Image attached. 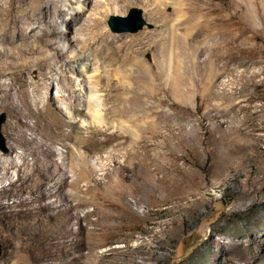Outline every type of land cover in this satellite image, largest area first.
<instances>
[{"label": "bare ground", "instance_id": "1", "mask_svg": "<svg viewBox=\"0 0 264 264\" xmlns=\"http://www.w3.org/2000/svg\"><path fill=\"white\" fill-rule=\"evenodd\" d=\"M92 1L97 5V11L92 13L94 18L88 16ZM239 1L242 11L235 13L237 27L225 30L221 23L222 9L212 4V0H175L188 12H183L180 24L173 26V34L158 42L162 48L159 54L166 58L172 47L173 59L167 69L166 64L158 63L157 57L153 62L142 59L140 55H148L155 48L151 43L141 42L145 39L143 36L132 38L127 49L124 45L115 46L113 41L91 47L93 39L98 42L101 36L107 37L98 28L105 15L112 11L125 13V9L108 7L110 0H0V113L10 115L6 122L8 146L0 151V240L9 248L4 264H52V261L100 264L108 258L106 252L97 253L96 247L109 236L120 234L125 222L134 223L130 204H123L122 200L123 192L137 191V183L143 179L144 115L151 118L160 112L166 114L165 105L177 110L179 105L171 102L170 93L182 99L195 92L197 81L199 87L206 84L205 80L195 79V74L200 75L193 59L196 50L183 46L182 39L185 37L189 42V36L195 34L204 39L209 32L218 35L219 59L225 62L223 69L221 65L220 68L211 65L209 79L213 86L216 77L236 71L231 64L236 63L238 57V27L264 31V0ZM151 13L153 20L170 21L162 12ZM92 25H96L95 30ZM180 25L182 32L177 29ZM92 56L112 57L116 64L115 74L105 85L98 78L102 74L96 65L99 59L92 62ZM138 56L141 59H134ZM186 64L187 71H183ZM91 72L94 73L91 77L96 78L95 89L108 90L112 105H102L101 98L105 94L96 92L91 95L86 112L78 103L79 89L73 74ZM170 73L171 79L166 83L165 76ZM55 82L61 87V97L70 102L73 115L88 114L91 120L76 121L73 115L68 119L53 96V113L57 118L53 121L48 118L47 108L51 105L45 100L47 95H42V88ZM84 82L83 79L80 85ZM221 84L225 86L223 95L237 94L235 84L234 87L229 85L230 88L225 81ZM31 86L35 88L33 91L28 89ZM168 89L169 97H161ZM236 100L228 99L231 106L239 105ZM227 112L206 113L201 118L193 117L191 122L193 127L204 129L208 127L205 120H216L217 125L225 127L222 121L218 123L221 116L241 120L239 126L228 124L225 127L234 131L231 147L241 148L244 140L255 138L254 129L247 125L251 118ZM110 115L115 119L122 117L120 127L111 134L105 120ZM148 124L150 139H154L158 132L156 123L151 120ZM67 127H73L74 134ZM100 134L104 135V141L97 138ZM130 139L132 151L122 153L120 150ZM68 140L74 146H68ZM116 142L109 153L113 167L105 165L101 169V175L107 180L97 181L94 174L98 170L92 154ZM59 143L68 148L67 156L58 151ZM121 156L126 158L123 163L118 161ZM102 185H107V189L96 192V187ZM111 192L117 193L116 200L110 197ZM113 203L122 207V212H128V216L122 218L124 222L111 218L108 207ZM91 205V210L79 213L80 207ZM95 215L105 221L95 220Z\"/></svg>", "mask_w": 264, "mask_h": 264}, {"label": "rangeland", "instance_id": "2", "mask_svg": "<svg viewBox=\"0 0 264 264\" xmlns=\"http://www.w3.org/2000/svg\"><path fill=\"white\" fill-rule=\"evenodd\" d=\"M94 3L95 1L91 2L88 11V16L92 18L95 17L92 13L97 11V5L95 6ZM212 4L222 9L221 23L225 30L234 29L237 20L235 13L242 11L240 1L212 0ZM107 6L125 9V13L121 14L117 11L107 13L98 26L107 37L101 36L98 42L93 39L91 47L99 42L113 41L115 46L124 45L127 49L132 38L143 36L145 39L140 41L151 43L155 48L148 55H140L142 59L153 62L156 60L154 57H157L158 63L161 66L163 63L166 64L169 69L173 59L172 47L170 56L166 58L161 55L162 48L158 42L162 41L164 36L173 34V26L180 24L182 13L188 12V9L178 5L175 0L148 2L126 0L120 3L110 0ZM134 7L143 10V17L146 20L143 29L137 32H113L108 25L109 17L115 14L128 15ZM100 8L98 6V9ZM151 12H157L158 15L162 12L170 17V21L166 23L165 18L153 20ZM95 26L91 27L95 30ZM177 29L182 32L183 26L180 25ZM241 29L238 27L237 30L239 32L237 62L231 64L236 71L234 74L225 73L216 77L213 86L209 79L211 65H216L217 68L221 65L223 69L225 62L219 59L218 35L209 32L204 39L203 36L196 34L189 36L191 39L189 42H186L185 37L182 39L185 42H181L183 46L196 50L193 59L200 75L195 74V79L205 80L206 84L199 87L197 81L195 92L186 94L182 99L170 93L171 102L175 101L179 109L170 110L168 105H165L166 114L160 112L151 118L144 115L141 147L143 179L138 181L137 191L123 192L122 200L123 204L124 202L130 204L134 223L125 222L120 234L109 236L106 242L96 247L97 253L106 252L108 255V258L100 264H264V31L252 28ZM182 45L180 46L183 47ZM140 56L134 59H141ZM96 59H99L96 65L102 71L98 78H101L102 84L105 85L109 77L115 74L116 64L112 62V57L100 59L99 56H92L91 58L92 62ZM182 70L187 71V64ZM93 74V72L87 75L73 74L79 89L78 103L86 112L91 95L98 92L95 89L96 78L91 77ZM171 75L172 73L165 76L166 83L171 79ZM83 79L84 85H80ZM222 81L228 86L234 87L235 84L237 94L223 95L225 86L221 84ZM28 89L33 91L35 88L31 86ZM167 92L169 89L163 91L161 97H169ZM42 93L43 96L47 95L48 99L45 100H49L51 105L47 108L48 118L52 121L57 118L53 113L55 100L52 96L59 101L57 103L63 108L64 115L68 119L72 117L73 109L70 102L61 97V87L58 82L44 86ZM102 93L105 94L101 98L102 105L111 106L112 99L108 97V90L104 89L97 94ZM229 98H236L239 105L231 106ZM219 110H227V113L232 115L236 112L241 117L248 115L251 121L247 125L249 129H254L255 138L248 142L244 140L241 148L231 147L233 130H225V127L228 124L234 127L241 124V120L238 121L231 116L219 117L218 123L222 121L225 127L217 125L216 120H205V123L208 122V127L204 129L199 126L193 127L191 122L193 117L201 118ZM9 116L8 113H0V151L8 146L6 122L10 119ZM73 116L74 119L77 117L76 121L91 120L88 114ZM113 117L107 116L105 120L108 129L103 127L110 134L118 130L117 127L122 121V117L117 119ZM151 120L156 123L155 128L158 131L154 139H150L148 122ZM67 129L74 134L73 127ZM97 138L101 141L105 140L103 134L98 135ZM149 139L153 143L149 142ZM130 142L131 139L126 141L120 150L122 153L130 149L132 151ZM60 143L57 145L58 151L62 156H67L68 148ZM67 143L68 146H74L72 141L68 140ZM117 143L96 150L92 154V160L98 170V173L94 174L97 181L107 180L101 175V169L105 165L113 167V158H109V153ZM71 152L74 153L72 150ZM17 160L21 161L18 158ZM125 160L123 156L118 158L122 163ZM104 189H107V185L96 187V192ZM110 197L116 200L117 193L111 192ZM92 208L93 205L82 206L79 213L84 214ZM108 208L112 213L111 218L118 222H124L122 218L128 216V212H122L123 208L115 203ZM93 217L95 220L99 218L104 220L100 215ZM0 246L2 249L0 264H4L9 248L1 240Z\"/></svg>", "mask_w": 264, "mask_h": 264}, {"label": "water", "instance_id": "3", "mask_svg": "<svg viewBox=\"0 0 264 264\" xmlns=\"http://www.w3.org/2000/svg\"><path fill=\"white\" fill-rule=\"evenodd\" d=\"M108 25L111 30L116 33L137 32L146 25V20L143 17V10L134 7L128 15H111L108 20ZM2 252L0 246V254Z\"/></svg>", "mask_w": 264, "mask_h": 264}]
</instances>
